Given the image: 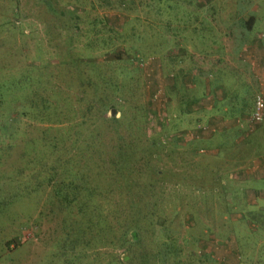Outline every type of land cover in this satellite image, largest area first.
Segmentation results:
<instances>
[{"label":"rangeland","instance_id":"374dc122","mask_svg":"<svg viewBox=\"0 0 264 264\" xmlns=\"http://www.w3.org/2000/svg\"><path fill=\"white\" fill-rule=\"evenodd\" d=\"M258 96L264 0H0V264H264Z\"/></svg>","mask_w":264,"mask_h":264},{"label":"trees","instance_id":"16d2710c","mask_svg":"<svg viewBox=\"0 0 264 264\" xmlns=\"http://www.w3.org/2000/svg\"><path fill=\"white\" fill-rule=\"evenodd\" d=\"M252 20H253V17L251 16L250 18H249V21L250 22H252ZM252 24V23H251ZM251 24L250 25H248V28L247 29H250L252 26H251ZM85 185H90V184H85ZM84 185V186H85ZM75 187H77V186H75ZM91 189V188H90ZM85 190V188L82 190V191H84ZM72 194H69V193H67V195H62L61 194V191L60 190H57V192L59 193L60 192V194L62 195V197H61V200H62V202H63V204H66L67 206H71V205H74V203H76L77 202V200L74 198L75 196V194H78V193H76V192H79L78 190H75V188L71 185V187H70V190H69ZM82 191H80L79 193H81ZM92 194H93V192H90V197L89 198H86V200H87V202L86 203H90V202H92L91 201V197H92ZM86 193H84V198L86 197ZM79 210V209H78ZM101 213H102V217L103 218H107V216H105V215H103L104 213L101 211ZM103 220V219H102ZM123 228H124V226H123ZM127 258H124V260H126ZM128 259H129V257H128Z\"/></svg>","mask_w":264,"mask_h":264},{"label":"built area","instance_id":"2783aa9c","mask_svg":"<svg viewBox=\"0 0 264 264\" xmlns=\"http://www.w3.org/2000/svg\"><path fill=\"white\" fill-rule=\"evenodd\" d=\"M264 110V100L262 97L258 96L254 101V109L251 116V121L258 122L262 119Z\"/></svg>","mask_w":264,"mask_h":264},{"label":"crops","instance_id":"0c3cea01","mask_svg":"<svg viewBox=\"0 0 264 264\" xmlns=\"http://www.w3.org/2000/svg\"><path fill=\"white\" fill-rule=\"evenodd\" d=\"M210 107H211V106H209V108H210ZM209 122H210L211 124H213L212 122H214V121H213V119H210ZM234 142L237 143L238 141L236 140V141H234ZM254 165H258V164H254ZM258 166H259V165H258ZM242 167H243V166H242ZM256 168H258V167H255V169H256ZM257 170H259V168H258ZM232 171L235 172V170H231V171H229V175L234 174V172L232 173Z\"/></svg>","mask_w":264,"mask_h":264},{"label":"water","instance_id":"95a60500","mask_svg":"<svg viewBox=\"0 0 264 264\" xmlns=\"http://www.w3.org/2000/svg\"><path fill=\"white\" fill-rule=\"evenodd\" d=\"M112 114H114V111H112Z\"/></svg>","mask_w":264,"mask_h":264}]
</instances>
